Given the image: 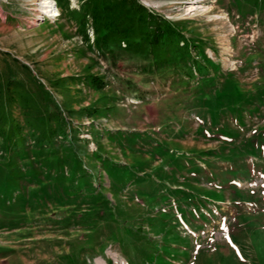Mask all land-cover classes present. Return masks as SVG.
I'll use <instances>...</instances> for the list:
<instances>
[{
    "label": "rangeland",
    "instance_id": "374dc122",
    "mask_svg": "<svg viewBox=\"0 0 264 264\" xmlns=\"http://www.w3.org/2000/svg\"><path fill=\"white\" fill-rule=\"evenodd\" d=\"M40 1L0 0V264H264V0Z\"/></svg>",
    "mask_w": 264,
    "mask_h": 264
},
{
    "label": "bare ground",
    "instance_id": "6f19581e",
    "mask_svg": "<svg viewBox=\"0 0 264 264\" xmlns=\"http://www.w3.org/2000/svg\"><path fill=\"white\" fill-rule=\"evenodd\" d=\"M53 1L52 0H41L38 3V7H39L38 10L40 13L43 14V16L45 15L46 17L50 18L58 14V9L55 3H53ZM189 9L192 10L193 9L192 6ZM112 256L114 257L115 264H125L123 261H120L117 259L115 253L112 254Z\"/></svg>",
    "mask_w": 264,
    "mask_h": 264
},
{
    "label": "trees",
    "instance_id": "16d2710c",
    "mask_svg": "<svg viewBox=\"0 0 264 264\" xmlns=\"http://www.w3.org/2000/svg\"><path fill=\"white\" fill-rule=\"evenodd\" d=\"M121 1H123V0H121ZM130 2H129V8L130 9H133V10H135L136 12H138L140 9H141V7L138 5V4H136L133 0H129ZM139 13V12H138ZM162 33H164L163 31H160V32H155L154 34L156 35V36H158V35H160V34H162Z\"/></svg>",
    "mask_w": 264,
    "mask_h": 264
}]
</instances>
